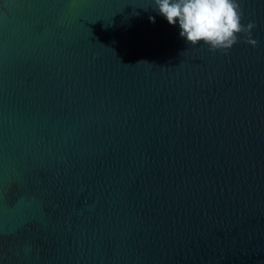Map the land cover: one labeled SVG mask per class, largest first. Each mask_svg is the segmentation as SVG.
Listing matches in <instances>:
<instances>
[{"label":"water","instance_id":"water-1","mask_svg":"<svg viewBox=\"0 0 264 264\" xmlns=\"http://www.w3.org/2000/svg\"><path fill=\"white\" fill-rule=\"evenodd\" d=\"M241 7L257 47L223 54L152 0H0V264H264V0Z\"/></svg>","mask_w":264,"mask_h":264},{"label":"clouds","instance_id":"clouds-1","mask_svg":"<svg viewBox=\"0 0 264 264\" xmlns=\"http://www.w3.org/2000/svg\"><path fill=\"white\" fill-rule=\"evenodd\" d=\"M152 4L170 26L178 24L180 37L191 46L227 54L243 36L244 43L257 47L258 41L252 38L255 23H242L241 0H152ZM149 20L155 23L154 17Z\"/></svg>","mask_w":264,"mask_h":264}]
</instances>
